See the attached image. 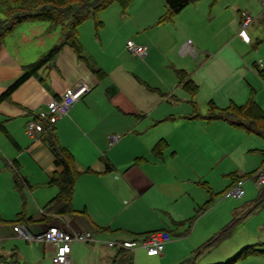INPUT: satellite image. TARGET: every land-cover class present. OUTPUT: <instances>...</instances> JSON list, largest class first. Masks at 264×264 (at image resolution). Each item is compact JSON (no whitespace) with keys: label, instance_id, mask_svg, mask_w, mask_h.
Returning a JSON list of instances; mask_svg holds the SVG:
<instances>
[{"label":"crops","instance_id":"0c3cea01","mask_svg":"<svg viewBox=\"0 0 264 264\" xmlns=\"http://www.w3.org/2000/svg\"><path fill=\"white\" fill-rule=\"evenodd\" d=\"M193 1L169 21L174 29L168 30L171 36L176 32L181 34L180 41L170 46L176 56L171 67L174 72L184 69L189 73L198 85L193 96L179 83L177 73L169 84V79L163 78L161 70L150 62L156 47L152 37L145 34L157 25L158 17L166 9L165 0H132L126 11L117 2L109 5L101 12L103 23L98 27L89 19L79 26L83 53L92 64L106 71L104 79L99 80L85 60L66 45L48 67L40 68L0 101V216L9 221L24 209L25 216L30 218L14 223L0 222V245L8 247L7 253H0L15 250L25 264L50 262L55 244L19 237L12 231V225L22 224L35 232L57 223L71 232L90 231L93 237L88 242L71 241V264H120L117 254L113 255L107 247L110 246L108 241H133L134 235L142 238L144 233L160 229L172 234L171 226L178 228L181 239L190 237L185 236L187 233L181 227L186 222L192 224L194 213L207 200V193L199 186L208 185L215 193L226 192L236 177H248L247 173L264 166L260 151L264 149L263 137L234 127L224 119L189 116L194 112V98L202 90L209 100L226 106L231 102H244L254 88L256 101L264 108V81L253 65L256 62L264 68V57L260 55L259 62L254 60L250 65V60L237 49L251 42L247 28L252 23L246 27L250 41H245L238 33L241 26L238 29L237 24L240 25L243 12L252 16V21L255 17L238 8V15L234 13L229 19L230 36L222 35L225 32L221 26L209 38V43L204 44L198 33L192 32V24L200 12ZM26 22L30 21L19 24L0 40V94L22 74L23 65L33 55L43 52L44 39L38 47L34 43L23 44V49L18 47L20 39L36 41L41 24H31L29 31L22 25ZM188 37L195 46L193 55L199 52L200 59L206 57L202 62L191 61L190 53L181 52ZM128 39L150 45L148 54L139 61L154 78H142L140 71L130 70L119 60L121 55H127L125 42ZM226 47L230 49L227 55L233 57L221 54ZM115 48L119 49L118 53H112ZM92 50L106 55L108 64ZM238 58L243 66L239 73L230 69L227 62ZM213 60H218L217 65L223 66V70L213 69L203 77L200 69ZM80 81L86 82L90 91L54 125L59 141L72 151L75 169L79 172L72 199L75 211L50 214L45 205L59 190L51 178L63 166L56 163L43 135L31 137L25 126L37 110L47 108L51 99ZM161 87L170 94L166 95L169 98L178 96V92H187L193 110L179 111L169 98L154 96ZM112 133H119L121 137L110 144ZM160 138H165L168 145L162 155L157 156L152 146ZM141 156L144 158L135 162ZM104 160L113 164L114 169L105 171ZM214 168L219 172L213 174ZM231 172L234 175L231 176ZM261 187L264 184L259 185L258 190L249 184L244 193L248 197V208L243 210L240 203L234 207V215L243 210L244 223L259 218L256 231L251 226L246 227L247 234L239 245L256 243L259 228L264 234V201L257 202ZM177 237H171L156 259L163 260L176 248L181 240ZM125 249L137 254L136 249L122 250ZM139 254L141 258L158 255Z\"/></svg>","mask_w":264,"mask_h":264},{"label":"rangeland","instance_id":"374dc122","mask_svg":"<svg viewBox=\"0 0 264 264\" xmlns=\"http://www.w3.org/2000/svg\"><path fill=\"white\" fill-rule=\"evenodd\" d=\"M193 2L197 3L200 12L196 20L192 24V29H193L192 32L194 33L197 32L198 36L200 37V39L203 40L204 44L209 43V38L214 34V32L219 30L221 26H222V30H224L225 32L222 33V35L230 36V32H232V27L230 26L229 19L234 15V13H237L238 15V11H237L238 8L249 11V13H251L253 17H255L254 21L251 22L252 24L247 28L249 35L251 36V42L248 43L246 46H240V47L237 46V49L238 50L240 49L239 52H242L245 58L250 60L249 61L250 65H252L254 60L259 62V59L261 58L259 57L260 55L264 57L263 0H195ZM212 7H214L213 11H212ZM217 11L220 12L217 14ZM0 17H4V12L1 10H0ZM98 18L101 19V12L98 13ZM88 21L92 22L94 20L89 19ZM34 23L41 24L39 31L36 33L35 36L36 41L34 39L28 41H24L20 39L19 41H17V43H20L18 47L20 49H23L24 48L23 44L31 45V43H34L38 47L40 46L39 45L40 40L44 39L45 42L44 45L42 46L43 52L40 51L44 53L50 47H52L53 44H55L58 41L61 32L60 25H57L51 29L50 23L48 21H39V20L26 22L22 25H24L23 27L25 28L27 27V30L30 31L31 29L28 27L31 24L34 25ZM171 23L172 22H167L163 24L154 25L151 28H149L148 32H146L145 34L152 37V40L154 41L156 47V50L154 51L155 52L154 58L150 62L152 66L157 67L159 70H161V74L163 78L169 79L168 80L169 84L171 82V79L172 80L176 79V72H174L171 67V62L175 60L176 56L172 51V49L170 48V46L173 44L174 41L176 40L180 41L181 38V34L179 32H176L175 36H171L168 34V30L170 31L174 29ZM239 26L240 25L237 24L238 29ZM188 38L193 40L191 37ZM132 40L136 44H142V45H146L147 47H150V45H148L147 43L137 41L138 39L137 40L132 39ZM125 49L129 57H127V55H121L119 57V60L121 62H124L125 66L130 68V70L132 69V70L140 71L143 75L142 78H149V79L154 78L151 75L150 70L145 68L140 63L139 60H142L141 56L132 54L126 48V46ZM92 51H96V50H92ZM229 51H230L229 47H226L224 48V50H222L221 54L226 57H233L231 55H227ZM40 52L39 53L37 52L35 55H33L29 62L36 60L40 56V54H42ZM118 52H119L118 48L112 50V53H118ZM96 53L98 54V58L100 60L105 61L108 64V61L105 60L106 55H103L102 53H99L97 51ZM198 54L196 55L188 54V57L191 61L202 62V60L206 57L203 56L200 59V57H198ZM239 59L240 58L227 60L229 68L236 69L238 73L243 68ZM218 62H219L218 60H213L209 62L200 69V74L203 77H205L213 69L223 70L224 67L218 66L217 65ZM161 88L163 91L162 90L157 91L153 95L157 97L162 96L165 98H169V96L168 97L166 96L168 93H165V89L163 87ZM177 95L178 96L174 95L169 98L170 100L173 101L174 105L177 106L178 108L177 110L183 112H189L193 110V105L189 101L191 96L187 92H178ZM194 100L196 101L198 110L202 113H206L209 99L206 97L203 90L197 95V97L194 98ZM219 106H225V105L219 104ZM218 172L219 169L217 168L213 169V174ZM247 176L248 177H246L245 179H249V180L245 182V188L249 184H251L255 186L256 189L258 190L259 185L255 183L254 179L251 177V174ZM199 187L205 193H207V199H208L211 195L208 188L207 187L204 188L202 185ZM217 200H220L218 204L216 203ZM247 200H248L247 195H244L243 197L236 199L233 197L225 196L224 191H219L218 193H216L214 195L213 201L205 210L199 212L198 214H196L197 212L196 210V212L194 213L196 214V216L195 219H193L192 224L186 222L185 225L181 227V230L187 233L185 236L191 235L190 237L181 239V237L178 235V228H176V226L175 227L171 226L172 227L171 237L175 238L178 236L177 238L181 240L176 244V248L172 249L167 254V257L164 258L163 260L156 259L159 257V254L157 256H153L152 258H148V257L141 258L139 253L142 252L145 253L146 249L141 245L142 238L139 235H134L132 237L135 239L136 242V247L132 249H136L137 254L133 251L130 252L126 249L117 252L119 251L118 249L120 248L113 246H107V247L111 249L113 255L117 254L120 264H153L154 261H157L158 264H180L181 261H183L186 258H190L191 262H187L185 264H216L220 262H226L242 246H244V244L239 245V243L243 241L244 235L247 234L246 227L251 226L252 227L251 229L255 231L257 229L256 224L259 221V218H255L251 221L247 220L246 221L247 223L243 222L244 221L242 217L243 213L241 211L246 210L248 208L249 205ZM239 203L243 205L244 209L239 210L238 213L234 215L233 213L234 207ZM233 218L234 219L236 218L235 223L229 228V232L226 235H224V237L219 238L210 245H205L209 239L216 238L218 235L222 234L224 228L232 222ZM255 242H264V234L261 232V228H259V237ZM7 250L8 247L6 246V244L0 245V252L7 253L8 252ZM41 264H50V262L45 261L42 262ZM234 264H264V255H250L247 258L238 260Z\"/></svg>","mask_w":264,"mask_h":264},{"label":"trees","instance_id":"16d2710c","mask_svg":"<svg viewBox=\"0 0 264 264\" xmlns=\"http://www.w3.org/2000/svg\"><path fill=\"white\" fill-rule=\"evenodd\" d=\"M192 0H165L166 9L158 17L156 23L163 24L171 21L174 16L179 13L185 6H187ZM117 2L123 11H126L132 0H0V10L4 12V17H0V40L6 35L12 32L19 24L25 21H48L50 28H54L60 25V35L58 41L53 44L46 52L40 54V56L31 62L23 65L22 74L12 82L6 90L0 94V101L9 97L11 92L20 85L29 76L37 73L42 67H48V65L54 60L55 56L66 45L72 47L77 55L84 59L89 65L92 72L97 76L99 80L104 79L107 76L106 71L92 64L87 56L83 53L81 41L79 39V26L81 23L88 19H94L96 26L102 25V20L98 18V13L105 10L112 3ZM260 77L264 80V68L258 66L256 62L253 63ZM179 83L193 96L198 85L191 79L189 73L184 69H176ZM194 112L189 115L190 117H203L207 120L224 119L227 120L234 127H238L246 132H252L258 134L264 138V108L258 104L255 98V89L251 88L249 96L242 103L231 102L226 106H218L214 100L208 101V107L206 113H201L198 110L196 104H194ZM43 140L49 146L53 154L55 155V161L58 165H62L63 169L60 172H55L51 178L52 182L56 183L59 187L57 194L52 197L45 205V209L50 214H66L74 212L73 208V193L75 188V182L79 176V172L75 169L74 155L72 151L65 145H63L54 131L51 129L46 133H43ZM168 142L165 138H160L153 146L152 151L155 155L161 156L164 149L167 147ZM264 156V149L260 150ZM143 156L135 159V162ZM105 171H111L114 169L113 164L104 160ZM264 163V157L263 161ZM92 170V168H89ZM256 169L250 171L246 175L252 174ZM231 176L233 172L229 173ZM238 176L232 182V184L243 177ZM17 184L20 185L21 181L17 178ZM231 184V185H232ZM206 186V184L204 183ZM210 191V197L197 209L196 214L205 210L214 199L216 194L212 191L208 185L206 186ZM264 201V187L260 188L257 202ZM20 220L28 221L30 218L25 216V211L22 209L16 215V218L9 221L4 220L0 216V222H16ZM235 223L232 220L228 224L222 234L216 238L209 239L205 245H210L222 236L229 232V228ZM147 233H144V238ZM135 241V240H133ZM121 250L124 248H120ZM119 250V251H121ZM250 255H264V242H256L247 244L241 247L232 257L226 262H220L216 264H234L240 259L249 257ZM191 262V259H185L180 264ZM0 264H25L20 260L15 250L10 251L8 254L0 253Z\"/></svg>","mask_w":264,"mask_h":264},{"label":"built area","instance_id":"2783aa9c","mask_svg":"<svg viewBox=\"0 0 264 264\" xmlns=\"http://www.w3.org/2000/svg\"><path fill=\"white\" fill-rule=\"evenodd\" d=\"M264 7V0H263ZM252 16L243 12L240 22L239 35L245 40L250 41V36L246 32V27L251 23ZM126 48L134 55L145 57L148 54V47L142 44H136L132 39H128L125 44ZM183 53H195L193 41L188 38L181 46ZM90 91V86L83 81L78 82L75 86L68 87L59 97L49 101L47 108L39 109L26 122V133L31 137H38L43 133L51 130L56 122L67 115L82 96ZM121 137L119 133H112L109 136V143L113 144ZM257 185L264 184V166H259L251 174ZM246 177H241L236 180L225 192L226 196L239 198L244 195V181ZM12 231L15 235L27 240L36 241L41 244L51 242L55 244V251L51 255L50 264H71V241L78 239L84 242L90 241L93 237L90 231H75L66 230L63 226L57 223H51L47 228L40 231L31 232L27 226L22 224H13ZM171 239L169 231L160 229L148 233L141 239V245L146 249L149 255L159 254L163 251L166 243ZM110 246L118 248H135L136 242L129 240H111L108 242ZM1 244V237H0Z\"/></svg>","mask_w":264,"mask_h":264},{"label":"clouds","instance_id":"9594fccd","mask_svg":"<svg viewBox=\"0 0 264 264\" xmlns=\"http://www.w3.org/2000/svg\"><path fill=\"white\" fill-rule=\"evenodd\" d=\"M81 99V98H80ZM77 102V101H76ZM52 129H54V127L52 128ZM42 135V134H41Z\"/></svg>","mask_w":264,"mask_h":264}]
</instances>
